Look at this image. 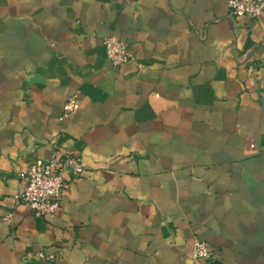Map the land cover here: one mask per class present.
I'll use <instances>...</instances> for the list:
<instances>
[{
    "label": "crops",
    "instance_id": "1",
    "mask_svg": "<svg viewBox=\"0 0 264 264\" xmlns=\"http://www.w3.org/2000/svg\"><path fill=\"white\" fill-rule=\"evenodd\" d=\"M107 36L134 59L112 65ZM55 151L84 171L37 217L15 196ZM0 264H264V15L0 0Z\"/></svg>",
    "mask_w": 264,
    "mask_h": 264
},
{
    "label": "built area",
    "instance_id": "2",
    "mask_svg": "<svg viewBox=\"0 0 264 264\" xmlns=\"http://www.w3.org/2000/svg\"><path fill=\"white\" fill-rule=\"evenodd\" d=\"M228 13L232 17H246L258 20L264 15V0H227ZM107 60L114 66H120L134 59L127 44L114 36L103 39ZM77 109V96L70 95L62 108V118ZM84 164L81 158L73 153L55 151L45 161H34L27 165L22 179L23 189L15 196L17 203L27 206L37 216H52L59 208L61 196L69 188L72 180L81 176ZM39 260L53 262L51 253L39 252ZM213 256L207 243L195 241L192 257L194 260L208 259Z\"/></svg>",
    "mask_w": 264,
    "mask_h": 264
}]
</instances>
